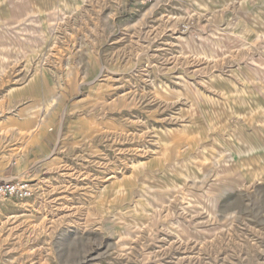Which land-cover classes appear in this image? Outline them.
I'll list each match as a JSON object with an SVG mask.
<instances>
[{
  "label": "rangeland",
  "instance_id": "374dc122",
  "mask_svg": "<svg viewBox=\"0 0 264 264\" xmlns=\"http://www.w3.org/2000/svg\"><path fill=\"white\" fill-rule=\"evenodd\" d=\"M0 264H264V0H0Z\"/></svg>",
  "mask_w": 264,
  "mask_h": 264
},
{
  "label": "built area",
  "instance_id": "2783aa9c",
  "mask_svg": "<svg viewBox=\"0 0 264 264\" xmlns=\"http://www.w3.org/2000/svg\"><path fill=\"white\" fill-rule=\"evenodd\" d=\"M151 4L157 5L162 0H148ZM32 188L22 181L0 182V200L4 199H27L32 195Z\"/></svg>",
  "mask_w": 264,
  "mask_h": 264
}]
</instances>
